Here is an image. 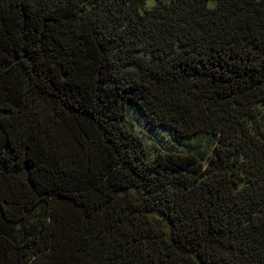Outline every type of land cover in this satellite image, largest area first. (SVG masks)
I'll return each mask as SVG.
<instances>
[{
	"label": "trees",
	"instance_id": "16d2710c",
	"mask_svg": "<svg viewBox=\"0 0 264 264\" xmlns=\"http://www.w3.org/2000/svg\"><path fill=\"white\" fill-rule=\"evenodd\" d=\"M0 264H264V0H0Z\"/></svg>",
	"mask_w": 264,
	"mask_h": 264
},
{
	"label": "rangeland",
	"instance_id": "374dc122",
	"mask_svg": "<svg viewBox=\"0 0 264 264\" xmlns=\"http://www.w3.org/2000/svg\"><path fill=\"white\" fill-rule=\"evenodd\" d=\"M124 124L139 133L150 152L154 153L160 149L176 148L182 150H195L200 153H208L211 141L208 136H191L187 138H176L164 130L152 128L146 119L136 109L131 108L124 120Z\"/></svg>",
	"mask_w": 264,
	"mask_h": 264
}]
</instances>
